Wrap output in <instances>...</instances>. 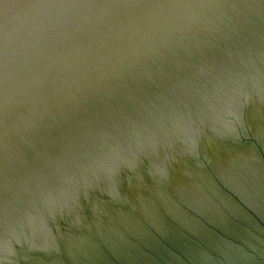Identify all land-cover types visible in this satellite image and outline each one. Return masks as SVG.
Masks as SVG:
<instances>
[{
	"label": "water",
	"instance_id": "95a60500",
	"mask_svg": "<svg viewBox=\"0 0 264 264\" xmlns=\"http://www.w3.org/2000/svg\"><path fill=\"white\" fill-rule=\"evenodd\" d=\"M0 264H264V0H0Z\"/></svg>",
	"mask_w": 264,
	"mask_h": 264
},
{
	"label": "clouds",
	"instance_id": "9594fccd",
	"mask_svg": "<svg viewBox=\"0 0 264 264\" xmlns=\"http://www.w3.org/2000/svg\"><path fill=\"white\" fill-rule=\"evenodd\" d=\"M15 9H16V6L13 4H10V3L3 4V11L6 17H15L17 15Z\"/></svg>",
	"mask_w": 264,
	"mask_h": 264
}]
</instances>
